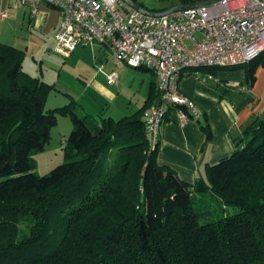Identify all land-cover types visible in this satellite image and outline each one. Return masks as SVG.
<instances>
[{"label": "trees", "instance_id": "1", "mask_svg": "<svg viewBox=\"0 0 264 264\" xmlns=\"http://www.w3.org/2000/svg\"><path fill=\"white\" fill-rule=\"evenodd\" d=\"M199 0H178L164 8ZM170 1V0H156ZM26 53L0 42V264H264V117L243 129L231 156L187 182L158 161L143 120L159 98L120 119L83 113L76 100L47 109L55 85L24 70ZM264 68V51L244 70L250 87ZM137 70L152 72L147 68ZM73 129L65 161L48 175L34 173L58 125ZM207 140L210 125L201 124ZM239 208L212 215L207 196ZM207 209V210H205Z\"/></svg>", "mask_w": 264, "mask_h": 264}, {"label": "built area", "instance_id": "2", "mask_svg": "<svg viewBox=\"0 0 264 264\" xmlns=\"http://www.w3.org/2000/svg\"><path fill=\"white\" fill-rule=\"evenodd\" d=\"M20 4L31 18L39 16L43 5L59 12L54 52L63 58L79 47L100 46L113 62L154 73L159 98L143 116L153 145L160 143L170 112L182 122L202 116L181 90L186 70L249 63L264 51V0H220L163 16L146 15L123 0H20ZM7 16L1 13L2 18ZM107 80L114 84L119 74L112 71Z\"/></svg>", "mask_w": 264, "mask_h": 264}, {"label": "crops", "instance_id": "3", "mask_svg": "<svg viewBox=\"0 0 264 264\" xmlns=\"http://www.w3.org/2000/svg\"><path fill=\"white\" fill-rule=\"evenodd\" d=\"M13 1L0 0V42L24 50V70L33 77L55 85L56 90L51 92L49 98L53 93H61L66 99L62 102L66 105L71 96L83 113L95 118L103 115L120 119L143 107L152 82H157L156 76L153 72L140 71L124 63L113 62L103 47L92 48L90 62L83 64L92 73L89 72L87 78L78 77V86H71L61 75L55 83L45 79V67L60 71L64 69L47 57L42 58L41 66L34 64L28 67L30 56L34 58L33 52L37 50L32 48L33 39L36 37L39 40L35 32L41 31L45 36L51 37L55 45V33L61 16L57 10L43 5L39 16L31 18L23 6V11L9 7ZM2 12H7L8 16L2 18ZM85 48L79 47L71 57L64 59L69 60V64L79 65L82 60L80 51ZM112 71L119 74V80L109 84L107 75ZM256 78L255 84L250 87L244 70H186L181 80V90L195 102L202 116L200 119L189 118L182 122L176 112L168 114L161 128L159 163L173 168L181 179L192 183L206 166L217 164L221 159L231 156L236 149L235 141L241 137L244 127L254 116L264 117V68L257 70ZM59 84H63V89L58 87ZM58 120L57 127L60 125V117ZM203 121L211 127L213 139L210 142L201 127ZM66 137L64 134V138Z\"/></svg>", "mask_w": 264, "mask_h": 264}, {"label": "rangeland", "instance_id": "4", "mask_svg": "<svg viewBox=\"0 0 264 264\" xmlns=\"http://www.w3.org/2000/svg\"><path fill=\"white\" fill-rule=\"evenodd\" d=\"M146 5H148L149 8H164L169 6L171 3H177L178 0H170L168 1H156V0H141ZM10 6L14 9L20 8V10L23 11V7L20 4V0H14L13 2H10ZM8 9V8H7ZM8 13L11 14L10 9H8ZM35 34H38L39 40L35 37L33 39L32 48L37 49L36 52H33L35 54L34 58L30 56L28 60V67L32 66L34 64H38L41 66L42 64V58L47 57L55 64H58L60 66H63V71L45 67L46 70V78L50 83H55V81H58L60 75L62 76V79H66L71 86H78V82L80 83V80L77 81V78H83L88 77L89 72L92 73V70L89 68L84 67V63L90 62L92 58V47H86L85 49H81V62L79 65H75V63L69 64V60H65L60 55L53 52L52 46L53 41L50 39L51 37L45 36L41 31L35 32ZM32 55V54H30ZM29 69V68H28ZM201 69V68H199ZM83 76V77H82ZM85 79V78H84ZM58 86L60 89H63V84H59ZM49 98V97H48ZM66 101L64 96L61 93H53L52 96L47 101V109H54L56 107H62L64 106V102ZM60 117V125L57 127H54L51 132V140L47 144L45 150L43 152H40L34 156L35 159V170L34 173L39 174L41 176L48 175L54 168L61 165L65 161L64 157V143L65 140L64 134L67 135V137L70 135L72 129L71 126H73L72 121L69 117H63L59 115ZM70 126V127H69ZM207 204L210 205L207 209H211L212 215L207 216L205 219H201V223H206L208 219H218L219 217H222L224 215H233L237 212H239V208L227 206L223 204L222 202L218 201L217 198L212 197L210 194L207 196ZM205 209V210H207Z\"/></svg>", "mask_w": 264, "mask_h": 264}, {"label": "water", "instance_id": "5", "mask_svg": "<svg viewBox=\"0 0 264 264\" xmlns=\"http://www.w3.org/2000/svg\"><path fill=\"white\" fill-rule=\"evenodd\" d=\"M129 7L134 8L146 15H150V16H163V15H168L180 10H184V9H188V8H193V7H197V6H201V5H208L211 3H215L218 2L220 0H201L199 2L196 3H192V4H178L174 7H172L171 9L165 11V12H154L148 9L143 8L141 5H139L135 0H123Z\"/></svg>", "mask_w": 264, "mask_h": 264}]
</instances>
